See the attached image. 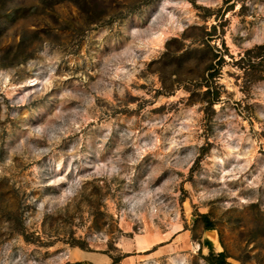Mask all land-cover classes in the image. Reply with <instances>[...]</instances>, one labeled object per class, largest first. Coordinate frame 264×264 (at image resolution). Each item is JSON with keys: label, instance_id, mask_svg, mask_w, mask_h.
<instances>
[{"label": "rangeland", "instance_id": "rangeland-1", "mask_svg": "<svg viewBox=\"0 0 264 264\" xmlns=\"http://www.w3.org/2000/svg\"><path fill=\"white\" fill-rule=\"evenodd\" d=\"M262 46L264 0H0V264H264Z\"/></svg>", "mask_w": 264, "mask_h": 264}, {"label": "bare ground", "instance_id": "bare-ground-1", "mask_svg": "<svg viewBox=\"0 0 264 264\" xmlns=\"http://www.w3.org/2000/svg\"><path fill=\"white\" fill-rule=\"evenodd\" d=\"M166 35H168V33H165V32H162V33H159V36L156 38V41H154V45H158V46H163L164 43H165V40H166ZM122 227H125V222L122 221ZM126 230L128 229L127 227L125 228ZM183 233V228L182 226H179V227H176L173 231V235H179V238H182V234ZM206 236L215 244V245H218L219 244V241H218V235L217 234H214L212 235L210 232H208L206 234ZM168 238H164V239H161L157 236H150V235H147V234H144V235H136L135 237V240H134V243H135V247H136V250H137V253L138 254H146V253H150L151 251L154 250V248L157 246V245H160L162 243H164L165 241H167ZM199 248L200 246H197V249L199 251ZM196 249V248H195ZM219 253H223V249L222 248H219ZM205 254L206 256L208 255V251L205 250ZM67 259L71 262H81V261H84V260H88V259H91L92 261H94L96 264H103L104 263V260L100 257V256H97V255H91V254H88V253H85L81 250H72ZM149 260H144V263L145 264H152L151 262H148ZM174 263L177 264V262L174 260Z\"/></svg>", "mask_w": 264, "mask_h": 264}, {"label": "water", "instance_id": "water-1", "mask_svg": "<svg viewBox=\"0 0 264 264\" xmlns=\"http://www.w3.org/2000/svg\"><path fill=\"white\" fill-rule=\"evenodd\" d=\"M212 235H214V234H217L215 231H209ZM208 233V232H207ZM207 237V236H206ZM207 239H209L208 237H207ZM210 240V239H209ZM211 241V240H210ZM211 243H213L212 241H211Z\"/></svg>", "mask_w": 264, "mask_h": 264}, {"label": "trees", "instance_id": "trees-1", "mask_svg": "<svg viewBox=\"0 0 264 264\" xmlns=\"http://www.w3.org/2000/svg\"><path fill=\"white\" fill-rule=\"evenodd\" d=\"M259 50L264 52V46L260 47Z\"/></svg>", "mask_w": 264, "mask_h": 264}]
</instances>
